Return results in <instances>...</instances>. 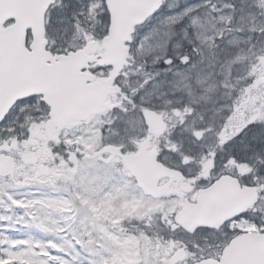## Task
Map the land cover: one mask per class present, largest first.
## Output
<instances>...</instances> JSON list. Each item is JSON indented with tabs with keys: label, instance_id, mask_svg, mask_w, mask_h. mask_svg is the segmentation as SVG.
Here are the masks:
<instances>
[{
	"label": "rangeland",
	"instance_id": "374dc122",
	"mask_svg": "<svg viewBox=\"0 0 264 264\" xmlns=\"http://www.w3.org/2000/svg\"><path fill=\"white\" fill-rule=\"evenodd\" d=\"M221 1L164 0L122 68L108 65L102 48L92 54L110 93L103 114L59 129L39 97L11 111L0 147L19 166L12 180L0 176V264H188L218 236L186 232L172 217L224 172L261 189L252 227L264 210V20L247 4L234 16ZM46 26L49 48L66 52L100 41L109 14L104 0H58ZM242 82L245 95L231 97ZM150 109L166 121L160 133L145 123ZM28 150L37 164L22 163ZM135 155L179 170L161 181L160 199L125 165ZM39 164L52 175H40ZM153 224L158 235L146 231Z\"/></svg>",
	"mask_w": 264,
	"mask_h": 264
},
{
	"label": "water",
	"instance_id": "95a60500",
	"mask_svg": "<svg viewBox=\"0 0 264 264\" xmlns=\"http://www.w3.org/2000/svg\"><path fill=\"white\" fill-rule=\"evenodd\" d=\"M56 0H0V124L17 101L36 95L50 107L57 124L75 126L103 111L107 91L90 70L87 50L76 49L53 54L47 49L45 16ZM110 14L108 35L102 43L108 60L120 66L136 28L162 6V0H105ZM14 23L3 27L7 20ZM33 40L28 48L27 32ZM99 44L92 41L88 50ZM150 130H159L164 121L154 110L145 113ZM25 162L36 155L27 153ZM127 163L145 194L159 198L164 177L177 171L153 157L128 158ZM13 159L0 153V172L12 170ZM41 173H47L41 167ZM259 198L257 186L241 185L238 178L223 175L200 189L196 202L176 213L175 221L186 230L196 226L217 227L253 206ZM195 264H264V232L249 233L234 239L224 249L220 261L202 260Z\"/></svg>",
	"mask_w": 264,
	"mask_h": 264
},
{
	"label": "flooded vegetation",
	"instance_id": "af4514ba",
	"mask_svg": "<svg viewBox=\"0 0 264 264\" xmlns=\"http://www.w3.org/2000/svg\"><path fill=\"white\" fill-rule=\"evenodd\" d=\"M221 2H222V4L226 3V6L228 8H230V11H232L234 16L240 12L241 7L243 8L244 4H247V8H249L250 11L257 13L258 16H262L263 20H264V0H223ZM263 26H264V24H263ZM92 54H94V52L91 53V56H92ZM260 57H261V59H260L261 62H259V63L261 65V67L264 68V50L261 52ZM99 78L101 79L100 76H99ZM103 82L105 83V85L107 86V89H108L107 83L104 80H103ZM109 96L110 95L108 93V97ZM53 123H54V121H53ZM54 125L56 126L55 123H54ZM246 215L247 214L245 213L242 216L236 217L235 219L226 222L224 225H222L219 228H214V229L200 228V229H203L205 231L212 232L218 236L217 237L218 240L214 242L212 249L209 250L208 253L206 254L208 257L216 258V259H219L221 257L223 250H224V247L234 237L238 236L242 232L241 230L237 229V226L239 225V220L243 221ZM234 221H236V222L233 223Z\"/></svg>",
	"mask_w": 264,
	"mask_h": 264
},
{
	"label": "trees",
	"instance_id": "16d2710c",
	"mask_svg": "<svg viewBox=\"0 0 264 264\" xmlns=\"http://www.w3.org/2000/svg\"><path fill=\"white\" fill-rule=\"evenodd\" d=\"M158 67H159V66H157V68H158ZM155 222H158V223H159L158 218L152 220V223H155ZM146 231H148V232L153 231L154 235H158V234H157V230L154 229V224H153L152 227L147 228ZM142 236H144V235H142Z\"/></svg>",
	"mask_w": 264,
	"mask_h": 264
},
{
	"label": "bare ground",
	"instance_id": "6f19581e",
	"mask_svg": "<svg viewBox=\"0 0 264 264\" xmlns=\"http://www.w3.org/2000/svg\"><path fill=\"white\" fill-rule=\"evenodd\" d=\"M236 36H237V37L241 36V35H240V32H238V33L236 34ZM207 70H208V69H207ZM221 103H222V102L220 101V104H221Z\"/></svg>",
	"mask_w": 264,
	"mask_h": 264
}]
</instances>
